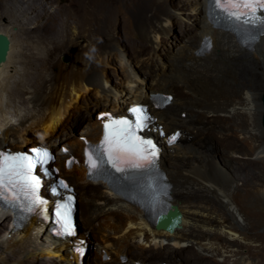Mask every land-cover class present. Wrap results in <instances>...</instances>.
<instances>
[{"label": "bare ground", "instance_id": "bare-ground-1", "mask_svg": "<svg viewBox=\"0 0 264 264\" xmlns=\"http://www.w3.org/2000/svg\"><path fill=\"white\" fill-rule=\"evenodd\" d=\"M81 3L85 8L84 4L86 3L84 1ZM174 6L180 9L181 4L175 3ZM42 9L41 11L38 7L34 8L37 16L46 15L54 21L58 19L55 13H48L44 6ZM206 10L207 0H197V5L193 8L192 21L190 23L180 21L179 26L189 37L175 49L169 66L164 65L155 70L148 60L147 67L153 72L150 76L140 77L128 69L126 89H121L117 95L107 92L97 98V102H102L104 99L107 102L112 101V108L105 109L107 111L104 113H99L101 108L99 106L90 108L92 114L74 106L76 102H79L80 91L84 88L85 91H89L88 83L96 82L102 88H106L103 74L93 68L96 61L91 60L89 63V60H85L80 52L74 53L72 65L70 64L71 66L65 69L66 73L60 80L45 81V77H43L44 87H38L35 91H31V89L33 94L29 99L25 96V90L16 87L10 89L14 99L18 98L21 104L28 101L33 103L37 112L24 115L20 125L28 123L25 128L13 125L10 120L7 121L6 118L0 116V129L2 130L0 148L7 142V138L15 128L19 130L17 136L21 143L18 145L16 140H13V143L18 145L17 150L28 148L35 133L43 129L44 132L40 139L42 144L54 149L60 148V154L66 152L67 156L69 150L63 145H69L73 152L82 155L85 144L83 134H94V136L88 137L93 140L99 137L103 117L108 112L120 114L127 109L128 105L131 106L133 103L139 102L146 103L153 92L175 93L176 97L170 105L162 110H153L159 118L160 128L166 133L178 129L183 132V136L176 146L165 147L160 154L161 164L173 186L171 204L177 205L182 212L181 225L174 231L156 227L139 206L126 202L104 183L89 181L86 178V169L82 165H75L70 170L65 169L63 166L65 160L62 159V176L67 174L73 179L72 181L81 186L79 191L82 193L81 202L84 205L82 213H85V223L91 229L94 228L95 235L103 243L104 248L115 255L109 262H106L102 253L100 264H135L137 261L135 259L128 257L129 260L126 263H122L120 259L121 254L128 256V247L131 242H133L134 248L145 252L146 256L151 257V260L164 256L176 260L183 258L192 264H210L204 260L210 255L226 253L223 251L232 253L238 251V248L222 250L225 244L234 246L236 243L239 248L249 247V244L245 245L246 243L243 241L248 238L245 220L240 216L235 203L229 199V190L234 182L228 178L224 170L217 166L216 161L211 160L213 146L210 143L208 145L205 134H214L215 131H218L223 135L236 136L233 128L237 127L245 134L241 137V141L244 143L250 140L256 141L249 151L264 158V145L262 139L259 138L260 135L258 136L248 127L253 125V129L263 130L259 118L262 114L261 100L264 95V71L260 73V69L264 70V35L253 48L245 47L237 41L232 33L214 28L207 19ZM171 14V9L164 3L161 4L158 12L144 13L141 29L152 42V48L158 49L159 36L171 29V25L174 23L170 17ZM2 15L3 12H0V16ZM49 31L30 29L27 26L22 31L26 37L37 34L48 37L53 43L52 48L45 52H43L44 50L39 51L42 54L36 55L31 52L28 45H24L20 41H17L20 43H14L13 33L10 29L0 25V32L7 34L10 38V48L6 60L0 64V95L2 93L1 75L4 74L6 64L19 59L20 62L30 65L32 71L31 69L28 71H31L32 75L28 79L26 77L27 83L33 81V78L35 80L42 78L44 69H52L57 65L55 50L66 49L69 46L77 47V40H72L70 44H67L62 41L60 35ZM206 35L212 37V47L207 53L197 54ZM137 45L142 54L149 53V48L146 45H142L140 42ZM16 51L18 59L17 56H13ZM48 81L50 83H47ZM156 86H158L157 90H149ZM25 89L28 90V88ZM184 111L188 112L186 117L182 115ZM0 112H3L1 107ZM226 131L229 133H225ZM147 134L152 135L150 132ZM214 135L216 136V133ZM155 140L159 141L160 139L155 137ZM13 143L11 142L9 147ZM228 150L232 149L228 148ZM61 155L58 156L59 160L62 158ZM168 159H170L169 163ZM248 167L255 168L254 166ZM250 171L251 169L246 171L240 168L236 171V175L240 176L244 173L252 177L256 173L258 174V172L251 173ZM44 188L46 186L42 187V193L45 192ZM76 210L77 204H75L73 216L75 231H77ZM108 215L112 217V220L107 217ZM0 221L2 223L9 221L11 232H14V234H7V238L13 240L11 245L19 244L32 248L36 250L37 256L47 257L49 261H52L51 258L57 257L60 260L59 264H75L73 260L76 262V257L73 256L71 259L69 245L66 247L64 242L60 243L50 237L47 230L36 232L34 221L22 229H15L11 224V216L1 208ZM32 234H35L38 239L43 237L48 240L47 242L52 241L49 244H41L39 248L40 244ZM225 235L234 237L231 239L234 241L231 242L230 239L225 238ZM85 236L87 240L81 238L84 240V244L88 242L89 238L87 235ZM77 237L78 235L75 237V241L78 239ZM106 252L110 255L108 251ZM259 263L264 264V260L259 258L252 261L239 256L233 264ZM84 264L86 263L84 262Z\"/></svg>", "mask_w": 264, "mask_h": 264}, {"label": "rangeland", "instance_id": "rangeland-1", "mask_svg": "<svg viewBox=\"0 0 264 264\" xmlns=\"http://www.w3.org/2000/svg\"><path fill=\"white\" fill-rule=\"evenodd\" d=\"M81 1L86 3L84 4L85 8H83ZM162 3L171 9L172 16L170 17L174 23L171 25L169 32L159 36L160 43H158V49H155L152 48L153 44L150 39L144 35L141 29V22L145 12H149L150 14L158 12ZM175 3L181 4L180 9L174 6ZM195 5H197V0H165L164 2L163 0H0V12H3V15L0 16V25L10 29L11 33H13L14 43L21 42L24 45H28L31 52L36 55H39V51L44 50L43 52H45L49 48H52L53 43L50 42L48 37L37 34L26 37L22 33L26 26L30 29H39L40 31L50 30L49 32L53 34L57 33L61 36L62 41L67 44H70L72 40H77L78 42L77 47L69 46L66 49L55 50L54 54L57 59V65L52 69H44L42 78L37 80L33 78V81L27 83L25 79L26 77L28 79L32 75L30 73L32 68L30 65L28 66V64L19 61V56H17L18 52L16 51L13 56H17L16 58L18 60L6 64L4 74L1 75L2 93L0 95V107L3 109V112H0V116L4 119L6 118L7 121L10 120L13 125H20L21 119L25 114L37 112L33 103L28 101L25 104H21L18 98L14 99L10 93L11 87L25 90V96L29 99L33 94L31 91H35V89L41 86L44 87L45 82H43V77H45V81L50 79L52 82H54V79L60 80L66 73L65 69L72 65L75 56L74 53L77 52L83 54L82 57L85 60H89V63L91 60L96 61L94 67H92L103 74L106 88H102L96 82L88 83L89 91H85V88L82 89L80 91L81 95H79V102H76L74 106L89 114H92L90 108L93 106L101 107L99 113L106 112L107 110L105 109L109 110L112 108V101L107 102L104 99L102 102H97V98H100L107 92L117 95L121 89H126L128 85V69H131L140 77H147L153 73L147 67L148 60L155 70H158L164 65H170L175 49L185 42L184 39L186 40L189 37L182 31L179 23L180 21H188V23L192 21V13ZM43 6L48 13H55L58 19L54 21L46 15L37 16L34 8L38 7L42 11ZM16 33L18 35L15 36L14 34ZM58 35L56 36L58 37ZM139 42L149 48V53L142 54L140 47L137 45ZM64 56H68L67 61L64 60ZM30 69L31 71H28ZM263 71V69H260V73ZM47 83H50V81ZM25 88H28V93ZM157 88L158 86L149 90L154 91ZM172 94L176 97L175 93ZM110 100H112V97H110ZM186 113L188 115V112ZM262 116L263 105L262 114L259 118L260 125L263 129L262 131L257 128L253 129V125L248 127L256 132L258 136H261L259 138L262 139L264 145ZM228 122L231 123L230 120ZM27 124H22L20 127L25 128ZM212 125L214 126V124ZM233 131L237 134L236 136L232 134L223 135L218 131L214 132L216 136L211 133L205 135L208 140V145L210 143L213 146L211 160L213 162L216 161L217 166L224 170L228 178L234 182L229 190V199L235 203L240 216L245 220L248 238L243 241L246 243H244L245 245L249 244V247L242 246L239 248L236 243L234 246H227L225 244L222 250L238 248V253L223 251L226 253L222 255H210L204 259L205 261L207 260L206 263L210 264H233L239 256L252 261H256L259 258L264 260V158L258 157L255 152L249 151V148L255 144V140L244 143V141H241V137L245 134L239 128L237 129V127L233 128ZM43 132V129L38 130L32 137V143L25 150L31 147H49L53 150L56 158H58L61 155L60 148L54 149L53 147L42 144L40 139ZM18 133L19 130H16V128L12 130V133L7 138L6 143L8 146L11 142L13 143V140H16L15 142L18 145L21 144L18 140ZM225 133L229 132L226 131ZM90 135L94 136V134L85 133L83 134V138L90 137ZM15 142L12 144L11 149L17 150L18 145ZM63 146L71 150L69 145ZM228 148L232 150H228ZM70 153L77 155L72 150ZM61 157V159L65 160L64 158L67 157L66 152ZM63 160L56 161V165H52L51 168L57 165L62 166ZM169 162L170 159H168ZM248 166H254L255 168L252 169ZM240 168L246 171L251 169V173L258 172V174L256 173V175L249 177L243 173L238 176L236 175V171ZM64 177L68 178L74 186L71 194H73L74 202L77 204L75 216L77 238H85L84 240H87L85 235L89 237L88 242L85 244V263L100 264L103 249L106 248H104L103 243L95 235L94 228L92 230L85 223V213H82L84 211V205L81 202L82 193L79 191L81 186L75 181H72L73 179L67 176V174ZM107 217L112 220L111 216L108 215ZM8 222L2 223L0 221V264H59L60 260L57 257L51 258L52 261H49L47 257L37 256L36 250L32 248L19 244L11 245L10 243L13 240L8 239L7 234H14V232H11ZM84 229L86 230L85 233H83ZM32 236L37 238L35 234H32ZM75 237L72 240L69 238L68 242H64L66 247L73 240L75 241ZM225 238L231 241L234 237L225 235ZM47 241L43 237L41 239L37 238V242L40 244L39 248L41 244H49L52 240ZM68 250L70 252L71 247H68ZM111 255L115 257L114 254ZM127 255L129 258L137 260L136 262H142L144 264H160L162 261L165 263L168 262V264H192L183 258L176 260L164 256L157 257L156 260H151V257L146 256L147 254L145 252L134 248L133 242L128 247Z\"/></svg>", "mask_w": 264, "mask_h": 264}, {"label": "water", "instance_id": "water-1", "mask_svg": "<svg viewBox=\"0 0 264 264\" xmlns=\"http://www.w3.org/2000/svg\"><path fill=\"white\" fill-rule=\"evenodd\" d=\"M10 48V38L7 34L0 32V64L6 60L8 51ZM64 60H68V56H64ZM262 105H263V116H262V125L264 127V95L262 97ZM71 205L75 209V203H71ZM182 221V212L178 208L177 205H172L171 208L164 214H162L157 223L156 227L161 229H166L169 231H174L177 227L181 225ZM161 264H168L165 262H161Z\"/></svg>", "mask_w": 264, "mask_h": 264}, {"label": "trees", "instance_id": "trees-1", "mask_svg": "<svg viewBox=\"0 0 264 264\" xmlns=\"http://www.w3.org/2000/svg\"><path fill=\"white\" fill-rule=\"evenodd\" d=\"M83 232L85 233V232H86V230L84 229V230H83ZM81 255H82V254H81ZM83 257H84V256H83Z\"/></svg>", "mask_w": 264, "mask_h": 264}, {"label": "clouds", "instance_id": "clouds-1", "mask_svg": "<svg viewBox=\"0 0 264 264\" xmlns=\"http://www.w3.org/2000/svg\"><path fill=\"white\" fill-rule=\"evenodd\" d=\"M84 257H85V259H86V253H85V256H84Z\"/></svg>", "mask_w": 264, "mask_h": 264}]
</instances>
